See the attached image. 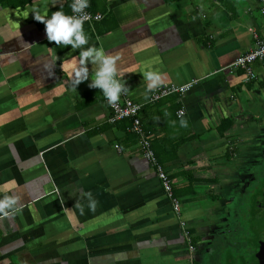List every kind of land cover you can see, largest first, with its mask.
<instances>
[{"label":"crops","instance_id":"1","mask_svg":"<svg viewBox=\"0 0 264 264\" xmlns=\"http://www.w3.org/2000/svg\"><path fill=\"white\" fill-rule=\"evenodd\" d=\"M36 2L48 15L72 14L69 0ZM32 3L0 0V196L8 190L22 205L0 215V264H246L226 246L244 247L249 159L264 156V60L248 82L229 66L255 47L252 30L264 39L261 0H89L104 14L84 22L89 44L119 57L118 78L144 103L142 125L180 213L142 155L133 120H108L107 98L89 86L97 65L89 61L88 79L74 87L79 49L49 41L28 14ZM147 69L162 83H198L149 103ZM82 191L98 201L95 211Z\"/></svg>","mask_w":264,"mask_h":264},{"label":"clouds","instance_id":"2","mask_svg":"<svg viewBox=\"0 0 264 264\" xmlns=\"http://www.w3.org/2000/svg\"><path fill=\"white\" fill-rule=\"evenodd\" d=\"M55 4V3H54ZM89 0H73L71 8L73 14H67L59 7L48 15L46 9L42 8L36 0H33L29 8V12H33L34 18L45 24L47 39L55 41L57 45H71L70 52L79 49L78 57L71 65L73 75V86L77 85L89 77V61L96 64L95 76L91 79L89 86L98 87L107 98L109 104L115 105L121 94L127 93L128 86L125 81L118 78L124 73H119L117 68L118 56L106 54L103 47L89 44V36L84 30V21L89 19V13L84 9L88 7ZM27 14V16H28ZM88 45L87 47H84ZM55 60V58H53ZM45 67H49L45 64ZM143 78L147 82V91H151L160 86L162 76L159 72L147 69L143 72ZM182 116V111L178 112ZM182 127L188 126V121L180 120ZM81 199L87 198V206L91 211H95L98 201L93 197L91 191H82ZM20 196L8 190H4L0 196V215L12 216L22 211V205L19 204ZM76 207L80 209L81 214L84 213V205L77 200Z\"/></svg>","mask_w":264,"mask_h":264},{"label":"built area","instance_id":"3","mask_svg":"<svg viewBox=\"0 0 264 264\" xmlns=\"http://www.w3.org/2000/svg\"><path fill=\"white\" fill-rule=\"evenodd\" d=\"M69 1L73 2V0ZM84 11L90 14L89 19L85 20L84 22L94 23L97 21H101L104 18V14L102 12L93 11L90 8L89 4L88 7L84 9ZM261 12L264 15V0H261ZM252 31L256 39L255 47L245 52L244 54L239 55L235 59V61L229 66L230 70L232 71L243 70L245 82L258 78L254 70L253 64L258 60H264V39L261 38L255 30ZM197 83L198 79H193L184 84H178L175 82H164L160 84L159 87L151 91L148 97V102L156 103L162 100L163 98L174 94L184 95L187 92L191 91ZM143 106V102L136 101L127 91V93L121 94L119 101L115 105L109 104L111 113L108 120L111 123H116L128 118L133 120L132 131L137 133V135L139 136V147L142 152V155L155 167L156 172L164 187V190L171 198L174 210L177 213H180L181 202L179 198L174 196L172 179L164 165L159 162L156 152L152 146L150 136L143 128L142 119L140 117V112ZM180 111H182L183 116L185 114V109L182 108L178 112ZM179 116L181 117V115ZM116 146L119 147L118 144ZM183 225L186 226L185 222H183ZM186 235L189 243H191L190 249L193 252L196 248L193 244L192 236L189 231L186 232Z\"/></svg>","mask_w":264,"mask_h":264},{"label":"flooded vegetation","instance_id":"4","mask_svg":"<svg viewBox=\"0 0 264 264\" xmlns=\"http://www.w3.org/2000/svg\"><path fill=\"white\" fill-rule=\"evenodd\" d=\"M260 169L257 171V167ZM249 182L256 185L254 191L250 192L252 201L248 211V227L250 230L249 246L256 248L254 263L264 264V171L260 173L264 167V156H253L249 159ZM249 194V193H248ZM247 261V262H246ZM246 264H253L250 258L246 259Z\"/></svg>","mask_w":264,"mask_h":264},{"label":"rangeland","instance_id":"5","mask_svg":"<svg viewBox=\"0 0 264 264\" xmlns=\"http://www.w3.org/2000/svg\"><path fill=\"white\" fill-rule=\"evenodd\" d=\"M263 171H264V167L261 168L260 173H262ZM255 188H256L255 183L252 185L250 184L249 187H247V190L245 191V194L243 196V199L245 202L241 205L242 207L239 209V213L241 214L240 219H239V224L242 225V226L240 225L241 228L243 227V224H245L244 227L248 225V218L247 217L249 216L248 215L249 213H248L247 209L249 208V205L252 201L250 192L254 191ZM244 227L242 228L241 233H240V238H244V245H243L244 247L243 248L241 247L239 249L237 247V245H234V244L231 246L229 245V246H226L227 252H229V250L231 252L233 251L232 253L237 256L238 260L241 258L242 255H244V262L246 261V259L250 258V261H252L253 264H257V263H254V256L252 255L253 253L256 252L257 249L252 247V246H249V244H248V241L250 238V232H248V231L250 229L248 227H245V228ZM238 238H239V236H238ZM224 241L226 242L225 239H224ZM241 242H243V241H241ZM241 260H242V258H241Z\"/></svg>","mask_w":264,"mask_h":264},{"label":"trees","instance_id":"6","mask_svg":"<svg viewBox=\"0 0 264 264\" xmlns=\"http://www.w3.org/2000/svg\"><path fill=\"white\" fill-rule=\"evenodd\" d=\"M230 125H231V124H230L229 120H225V121H224V124L222 125V130H223V131H226V129H228V127H229ZM157 157L159 158L160 162H163V160H164V157H163V156H158V155H157ZM173 193H174V196L177 195V194L174 192V189H173Z\"/></svg>","mask_w":264,"mask_h":264}]
</instances>
